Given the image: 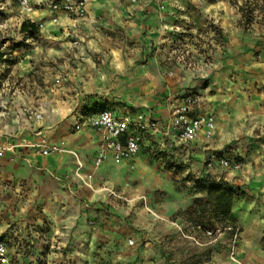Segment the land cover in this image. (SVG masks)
I'll use <instances>...</instances> for the list:
<instances>
[{
    "label": "crops",
    "instance_id": "crops-1",
    "mask_svg": "<svg viewBox=\"0 0 264 264\" xmlns=\"http://www.w3.org/2000/svg\"><path fill=\"white\" fill-rule=\"evenodd\" d=\"M185 10L180 0H91L82 17L59 14V28L49 29L61 30L54 42L67 58L70 49L75 59L74 68L59 72L62 82L54 88L56 100L47 99L51 88L47 86L41 100L35 99L29 83L0 89V105L12 96L5 112L0 107V233L13 264L35 261L30 248L44 221L50 225L49 236L60 240L61 246L92 237L89 225L94 223L93 205L101 184L121 182L130 174V165L147 175L148 153H143L151 148L172 152L193 178L211 175L235 188L231 212L239 232L232 258L225 257L224 264H264V39L223 24L224 40L210 60L169 69L165 51L185 27L179 21ZM26 15L36 23L47 19L48 11ZM69 33L78 39L67 41ZM31 72L33 68L25 64L14 71L15 77ZM94 95L106 99L105 109L127 120L131 128L141 116L146 123L156 122L159 131L144 132L139 153L129 160L116 163L107 152L95 172L96 189L84 195L86 200L73 174L79 167L81 173L93 170L102 139L84 126L73 128L101 111L91 110L87 101ZM187 97L197 99L192 115L214 117L211 138L202 133L185 143L162 134L172 108ZM43 139L50 145L64 143L67 153L43 156V147L38 148ZM221 159L240 168L223 167ZM150 184L147 187L153 188ZM185 201L179 196L156 208L166 222L163 232L169 227L167 218L187 206ZM161 258L156 264H165Z\"/></svg>",
    "mask_w": 264,
    "mask_h": 264
},
{
    "label": "rangeland",
    "instance_id": "rangeland-1",
    "mask_svg": "<svg viewBox=\"0 0 264 264\" xmlns=\"http://www.w3.org/2000/svg\"><path fill=\"white\" fill-rule=\"evenodd\" d=\"M31 1L33 11L45 10L48 15L47 19L34 23L39 28L38 34L28 36L20 33L21 23L30 19H27L18 0H0V52L5 60L0 62V89L29 83L35 99L41 100L45 96L42 94L44 87H51V91L46 93L51 102L56 100L55 86L62 82L59 72L66 67L74 68L72 61L75 59L70 49L67 58L61 52L63 48L54 42L56 39L59 41L61 30L49 31L53 26L59 28L58 23L52 24L49 13L50 6L58 0ZM180 4L187 14L178 20L185 27L175 33L171 45L166 48L169 69L178 65L193 66L201 59L204 62L210 60L216 45L224 40L223 24L228 23L230 28H239L245 34L255 33L264 39V0H180ZM205 7L213 9L206 13L203 11ZM65 39L74 42L78 36L69 33ZM154 52L156 49L151 53ZM23 64L31 66L33 72L15 77L14 71ZM5 97L7 95L2 96L3 99ZM11 98L0 105L4 112L12 103ZM87 101L91 110L105 109L107 103L106 99L95 95L89 96ZM73 129L78 131L75 127ZM64 146V143L50 145L43 139L38 148L43 147L41 154L46 156L52 152L67 153ZM46 148H49L48 152L43 154ZM146 153L147 175L136 173L134 166L130 165V174L121 182L111 186L101 184L100 197L93 205L94 223L89 225V236L92 237L61 246L60 240L49 236L50 225L44 221L30 248L35 261L29 264H156L161 257L165 264H224L225 257L229 261L239 231L221 225L214 230H204L187 221L184 213L195 197L191 189L193 176L186 174L185 165L166 149L151 148L146 149L143 155ZM97 157L93 161V170L81 173L79 167L73 174L85 199L88 191L96 189L92 183L99 167L96 165ZM150 183L153 188L147 187ZM65 190L71 191L69 185ZM179 196L182 201L186 200L183 204L187 206L167 218L169 227L163 232V223L166 222L156 208L162 209L160 203L175 201Z\"/></svg>",
    "mask_w": 264,
    "mask_h": 264
},
{
    "label": "built area",
    "instance_id": "built-area-1",
    "mask_svg": "<svg viewBox=\"0 0 264 264\" xmlns=\"http://www.w3.org/2000/svg\"><path fill=\"white\" fill-rule=\"evenodd\" d=\"M91 0H58L49 8L52 24L58 23L59 14L74 15L82 17L86 5ZM135 2L136 0H129ZM19 5L25 13L32 12L29 0H18ZM1 69V68H0ZM197 102L196 98L187 97L183 102L174 106L171 110L170 121L161 130L163 135H174L179 141L185 143L194 142L203 133L206 139L212 137L215 130V119L212 115L200 113L192 115V106ZM36 120L41 119V115H35ZM82 126L94 130L101 135V152L97 157L96 165L99 166L104 155L110 152L114 162H122L135 157L140 151L142 134L146 131H159L156 122H144L139 116L136 122L130 127L127 120L117 117L112 111L103 109L95 116L86 118L81 123L75 125L77 130ZM43 143H45L43 141ZM49 148L43 150L47 154ZM210 166V161L207 162ZM220 165L232 167L234 170L240 168V164L232 163L227 159H221ZM210 234V233H209ZM132 244V242H130ZM0 264H13L10 260L6 243L0 233Z\"/></svg>",
    "mask_w": 264,
    "mask_h": 264
},
{
    "label": "trees",
    "instance_id": "trees-1",
    "mask_svg": "<svg viewBox=\"0 0 264 264\" xmlns=\"http://www.w3.org/2000/svg\"><path fill=\"white\" fill-rule=\"evenodd\" d=\"M38 32V26L29 20L23 21L20 25V33L23 35L32 36ZM0 62H5L4 54L1 52ZM191 183L195 197L185 210L187 221L204 230H214L217 225L238 230L231 212L235 188L223 180H216L211 175L192 178Z\"/></svg>",
    "mask_w": 264,
    "mask_h": 264
}]
</instances>
